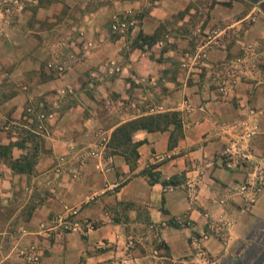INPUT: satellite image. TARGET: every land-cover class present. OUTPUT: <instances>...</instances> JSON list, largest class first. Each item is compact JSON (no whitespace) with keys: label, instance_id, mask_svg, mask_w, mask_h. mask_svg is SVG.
<instances>
[{"label":"crops","instance_id":"0c3cea01","mask_svg":"<svg viewBox=\"0 0 264 264\" xmlns=\"http://www.w3.org/2000/svg\"><path fill=\"white\" fill-rule=\"evenodd\" d=\"M226 1L206 21L207 30L222 27L199 66L189 63L200 57L189 50L192 31V38L179 35L175 48L132 46L140 34L153 36L180 14L182 27L198 0H158L141 25L114 39L107 22L144 6L135 0H66V74L36 80L27 91L15 88L0 100L1 124L21 119L34 101L53 102L55 89L66 90V109L49 119L44 145L50 153L35 167L36 174H46L66 156V172L57 179V193L27 221L12 232L0 226V264H32L20 256L22 246L36 248L39 260L33 264H264V0ZM52 9L38 8L34 29L24 26L28 14L20 20L16 33L31 36L30 50L16 45L11 55L0 48V97L7 54L14 57L16 74L43 71L42 56H49L43 46L52 23L59 22ZM46 23L51 26L41 28ZM29 54L31 61H24ZM236 59L241 67L236 90L222 95L208 76ZM44 74L49 76L45 69ZM124 100L126 108L115 110ZM165 112H180L184 123L175 147L170 148L173 128L136 131L127 145L112 140L120 126ZM11 140L0 130V145ZM135 144L137 158L130 154ZM93 151L99 155L91 156ZM22 154L13 150L14 158ZM157 155L165 161L158 162ZM152 165L161 174L156 183L143 173ZM174 176L180 184L165 188L162 182ZM26 181L27 175L0 162V213ZM71 211L81 228L63 231L62 219ZM157 241L167 246L160 255Z\"/></svg>","mask_w":264,"mask_h":264},{"label":"rangeland","instance_id":"374dc122","mask_svg":"<svg viewBox=\"0 0 264 264\" xmlns=\"http://www.w3.org/2000/svg\"><path fill=\"white\" fill-rule=\"evenodd\" d=\"M77 1L78 0H73V2ZM135 1L139 2L142 7L144 6V8L138 9V11H136V13L133 12V14L130 13L116 15V17L119 18H127L133 23V25L130 26L129 30H125L124 32H114L112 26L116 17H113L111 21L107 22L106 30L111 39L122 35L128 36L132 29H134L138 25H141L142 20L144 19V14L148 10L147 8H150L158 0ZM223 1L224 0H198L197 4L193 6L195 9V13H193L192 19L187 21L182 27L177 26H179V19H184V14L175 16L173 19H170L162 24L154 39L145 40L144 37L142 39L138 38V41L132 46L137 45L141 46L142 48L143 46H147L150 49L155 48L157 51L167 50L176 47V39H178L179 35L190 36L189 33L190 31H192L191 33L193 38L190 36L192 39L189 41V50H198L200 57L191 59L193 60V62L189 63L199 65L198 63L200 62V64H202V59L206 57V50L208 47H210V45L207 44L209 42H212L211 46L217 45V43H214L215 41L213 42L212 38L217 36L220 28L222 27L219 26V24H216L214 27L207 30L205 28V24L208 18L212 16V10L214 9V7L217 4L222 3ZM228 1L234 2L236 0ZM228 1L226 2L228 3ZM47 5L53 7L52 11L54 12L57 20L59 19V22L54 21L52 23V26L51 23H46V25L41 26V28H47L48 26H51L53 29L52 35L46 41L47 44H44L45 46H43V48L49 55L42 56L43 71L41 73L27 71L28 73L16 74L14 73V70L16 68L13 60L14 57L7 54L5 59L7 60L6 70L8 72L6 73L8 74L4 79H2L1 84L4 87V91L0 97V100L8 98L10 95L15 94L18 91L15 90V88H20L24 91H27L29 90L30 85L36 80L48 79L49 77H52L53 80H55L61 78L66 74V0H0V48H6L8 53L14 51L16 45L19 47V49L23 48L24 50H30L31 44L28 40H30L31 36H24L16 33L17 29H19L20 20L23 17L26 18L25 15L28 14L27 19L29 21H27V24H24V26H26L28 30L34 29V22L37 20V17H39V13L37 12L38 8ZM31 13H34L33 19H30ZM247 48L251 47L248 46ZM244 54L248 56L250 62H254V55H252L251 53H247V50L246 52H244ZM22 59L24 61H31V55L29 54L27 57L25 56ZM184 62L189 65L187 61ZM238 62L240 61L236 59L234 62H231L232 64L226 67L221 66L220 64L217 67V70H215V72H212L211 75L208 76L211 86L215 87L222 95H229L236 90L238 78H240L241 75L240 73H238L241 68L240 65H237ZM186 63H183V68L187 67ZM233 63H236V65ZM59 66H62L63 68V71L61 73L57 72V68ZM44 69L50 76L44 74ZM202 74L203 76L205 75V77H207L205 70L201 73V75ZM18 84L20 85L19 87ZM54 93H56L57 95L56 98L52 100L53 102L48 103V101L46 102L45 99L43 101L41 99L39 101H34L32 103L33 106L29 104L28 107L30 106V108H32L35 113L27 112V115L23 116L21 119L11 118L10 121L4 119L0 124V130L6 131L8 135L11 134L14 139L19 138V133L22 130H33L40 133L45 140L48 133L51 132L50 130L52 128H50L49 125V119L51 118V115H53L55 112L60 113L62 112V109H66V90H62L59 92L55 89ZM43 102H46L48 106H46ZM114 106L115 110L125 109L126 101L124 100V104L122 105H118L115 103ZM138 107L139 106H137V108ZM143 107L144 109H146L148 105H145ZM41 113L47 115V118L42 122L39 121L38 117ZM47 130L49 131L48 133ZM20 138L22 139L24 138V136ZM106 143V138H103L102 144L105 145ZM27 145L29 146V152H31L34 148L35 143L29 141ZM103 145L101 147H103ZM24 153L26 152H23V154ZM90 155L98 156L99 153L98 151H93ZM65 167L66 156L60 158V160L56 164V168H54L53 171L47 172L43 175L35 174L33 176H28V181L24 183V186H20L19 191H16L15 201L6 206V211L4 213H0V226H4V228H7V230L12 232V229L15 230V227H19L23 222L27 221L37 207H40L49 197L54 196L57 193L59 188L57 179L62 178L64 171L66 172ZM17 213H19V215H17ZM73 216L71 214L67 217V219L66 217L62 219L61 226L63 231L69 230L66 229V222H73L74 219H71V217ZM46 226H44V228ZM156 237L157 233L151 235L152 240H155ZM156 244L157 246H159L160 242L157 241ZM18 249L20 256L28 263H36L34 259L39 258L36 248L33 246H22ZM146 249H148V252L143 249L144 254H148L150 252V248L147 247ZM155 250H157V253H155L157 255L163 253L160 249L155 248Z\"/></svg>","mask_w":264,"mask_h":264},{"label":"trees","instance_id":"16d2710c","mask_svg":"<svg viewBox=\"0 0 264 264\" xmlns=\"http://www.w3.org/2000/svg\"><path fill=\"white\" fill-rule=\"evenodd\" d=\"M155 35L143 36V34H140L139 38L142 39L144 37L145 40H152ZM49 78L53 79L52 77ZM28 109H30V107L26 108L24 116L27 115ZM33 113H35V111H33ZM170 128H173L170 139V148H173L176 146L178 140L184 137V123L180 112L152 114L130 121L120 126L114 132L113 140L118 142V144L127 145L128 143H131V134L136 131H168ZM19 134V138L15 141L13 140L14 137L10 134V138H12V140L8 144L0 145V162L7 165L14 174L33 176L36 174L35 167L38 161L43 155H46L49 152L45 148V141L40 133L33 130H22ZM22 136H24V138L21 139L20 137ZM29 141L35 143L32 151L30 150L31 152H29V146L27 145ZM15 148H18L26 153L22 154L19 158H14L13 150ZM130 154L131 157L137 158L136 144L132 147V150H130ZM130 163L132 164L131 160ZM157 167L158 165H152L143 172L145 175L149 176L152 183L159 182L161 179V174L158 171L153 172V170ZM179 178L180 176H174L169 180H164L162 184L165 188L168 186H178L180 184L178 181ZM133 206L134 205L127 204L126 208L128 209ZM149 225L151 226V224ZM173 225L179 226L177 223H174ZM157 249H167V246L164 242H161V244L157 246Z\"/></svg>","mask_w":264,"mask_h":264},{"label":"built area","instance_id":"2783aa9c","mask_svg":"<svg viewBox=\"0 0 264 264\" xmlns=\"http://www.w3.org/2000/svg\"><path fill=\"white\" fill-rule=\"evenodd\" d=\"M132 25H133V23L130 20H128L127 18L116 17L115 21L113 22V26L112 27H113L114 32H124L125 30H129L130 26H132ZM62 71H63L62 66H59L57 68V72L61 73ZM28 112L29 113H33V109L32 108L28 109ZM38 117H39V121L42 122V121H44L47 118V115L41 113V114H39ZM51 117H52V115H51ZM252 135H253L252 132H248L247 133V137L248 138H251ZM156 160L158 162H163V161H165V157L162 156V155H157L156 156ZM71 214L75 215L76 212L75 211H71ZM79 228H81V223L79 221L74 220L73 222H66V229L77 230ZM198 256H199V258L204 259L206 255H205V253L203 251H200L198 253ZM34 260L37 262L39 260V258H35ZM160 264H164V263H160ZM177 264H188V263L187 262H180V263H177Z\"/></svg>","mask_w":264,"mask_h":264}]
</instances>
